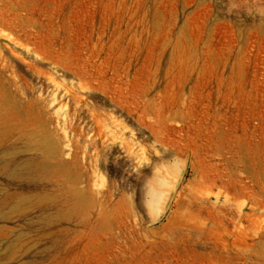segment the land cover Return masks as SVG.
<instances>
[{"label": "rangeland", "instance_id": "rangeland-1", "mask_svg": "<svg viewBox=\"0 0 264 264\" xmlns=\"http://www.w3.org/2000/svg\"><path fill=\"white\" fill-rule=\"evenodd\" d=\"M0 264H264V0H0Z\"/></svg>", "mask_w": 264, "mask_h": 264}, {"label": "bare ground", "instance_id": "bare-ground-1", "mask_svg": "<svg viewBox=\"0 0 264 264\" xmlns=\"http://www.w3.org/2000/svg\"><path fill=\"white\" fill-rule=\"evenodd\" d=\"M67 144L65 142L64 146H63V149H62V153H67Z\"/></svg>", "mask_w": 264, "mask_h": 264}]
</instances>
